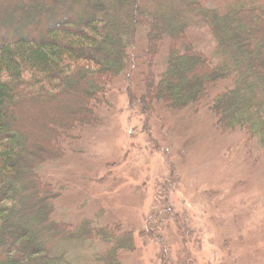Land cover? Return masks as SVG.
Masks as SVG:
<instances>
[{
  "label": "trees",
  "instance_id": "1",
  "mask_svg": "<svg viewBox=\"0 0 264 264\" xmlns=\"http://www.w3.org/2000/svg\"><path fill=\"white\" fill-rule=\"evenodd\" d=\"M8 1L16 9L2 16L17 18L9 29L0 28V264H72L65 253L53 254L49 241H101L109 248L96 253L97 264H121L120 254L135 249L132 232L54 221L58 194L37 170L65 156L58 139L70 137L74 123L95 124L96 102L113 79L136 54L139 64L154 58L164 38L171 49L160 80L146 79L147 106L160 101L181 110L207 98L218 130L244 131L264 151V0H216L214 7L200 0ZM194 20L209 32L214 60L188 36ZM140 25L147 49L132 56ZM72 93L78 102L85 96L86 107L77 116L57 115L66 129L57 137L47 131L45 148L30 150L20 128L23 105L68 100Z\"/></svg>",
  "mask_w": 264,
  "mask_h": 264
},
{
  "label": "rangeland",
  "instance_id": "2",
  "mask_svg": "<svg viewBox=\"0 0 264 264\" xmlns=\"http://www.w3.org/2000/svg\"><path fill=\"white\" fill-rule=\"evenodd\" d=\"M11 8V2L0 0L1 29L16 22L17 17L2 16ZM191 24L189 38L214 60L209 32L195 20ZM144 32L140 25L132 56H144ZM170 45L164 38L158 54L140 64L136 54L96 102L97 122L74 123L70 137L58 139L65 156L37 170L58 194L52 219L73 228L90 222L132 232L135 249L120 254L121 264H264V151L244 131L218 130L207 98L181 110L160 101L147 106L146 79L160 80ZM72 95L75 100L23 105L20 128L30 150L45 148L47 131L56 136L66 129L57 115L77 116L86 107L85 96L78 102ZM47 248L65 253L72 264H97L96 253L109 247L101 241H49Z\"/></svg>",
  "mask_w": 264,
  "mask_h": 264
}]
</instances>
